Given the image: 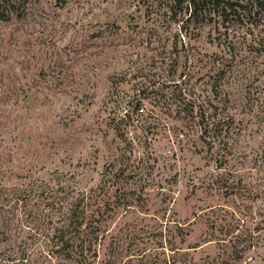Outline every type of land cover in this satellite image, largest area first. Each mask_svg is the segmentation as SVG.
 Segmentation results:
<instances>
[{
  "label": "rangeland",
  "instance_id": "374dc122",
  "mask_svg": "<svg viewBox=\"0 0 264 264\" xmlns=\"http://www.w3.org/2000/svg\"><path fill=\"white\" fill-rule=\"evenodd\" d=\"M169 16L161 0H0V183L62 174L85 189L115 157L150 156L163 189L153 184L143 212L115 219L97 264H264V56L219 35L217 21L181 28L182 16ZM229 42L236 61L221 87L235 130L225 167L241 190L224 195L208 185L219 169L199 132L153 99L187 72V55L185 83L211 95ZM0 251L19 256L12 241ZM26 253L24 264H73Z\"/></svg>",
  "mask_w": 264,
  "mask_h": 264
},
{
  "label": "trees",
  "instance_id": "16d2710c",
  "mask_svg": "<svg viewBox=\"0 0 264 264\" xmlns=\"http://www.w3.org/2000/svg\"><path fill=\"white\" fill-rule=\"evenodd\" d=\"M161 2L164 9L170 12L169 17L182 16L181 28L188 23L217 21L223 27L219 35L237 34L246 41L248 49L264 56V0ZM218 39L222 40L220 36ZM229 44L231 49L226 62L216 68L214 77L209 78L212 80L211 95L200 98V95H195L193 83H185L184 78L192 64L187 55V72H182L175 81L172 79V83L165 81L167 86L172 87L171 90L167 95L153 99V106L158 103L164 105V110L175 112L184 121V126L199 132L206 146L205 156L213 159L219 169L208 185L224 195L237 194L241 190L237 172L225 167L231 152L229 140L235 130L221 87L222 80L232 71L236 61L234 47L231 42ZM138 109H141L140 112L143 110L138 105L133 110ZM154 164L150 156H117L104 164L97 184L85 189L62 183L59 178L62 174L48 180L34 179L16 187L0 183V244L7 245L12 241L19 252L16 258L15 254L3 257L0 251V264H24L29 249L40 250L44 255H58L73 264H97L98 247L115 219L130 210L143 212L150 202L148 195L156 182ZM157 187L162 191L160 184ZM218 241L228 240L218 238ZM233 248L237 252L238 245Z\"/></svg>",
  "mask_w": 264,
  "mask_h": 264
}]
</instances>
